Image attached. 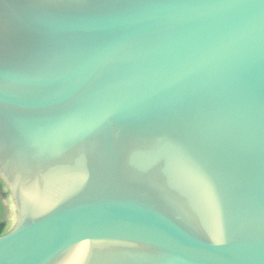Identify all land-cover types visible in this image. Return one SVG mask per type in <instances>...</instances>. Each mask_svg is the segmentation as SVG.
Instances as JSON below:
<instances>
[{
    "label": "water",
    "instance_id": "obj_1",
    "mask_svg": "<svg viewBox=\"0 0 264 264\" xmlns=\"http://www.w3.org/2000/svg\"><path fill=\"white\" fill-rule=\"evenodd\" d=\"M0 264H264V0H0Z\"/></svg>",
    "mask_w": 264,
    "mask_h": 264
},
{
    "label": "trees",
    "instance_id": "obj_2",
    "mask_svg": "<svg viewBox=\"0 0 264 264\" xmlns=\"http://www.w3.org/2000/svg\"><path fill=\"white\" fill-rule=\"evenodd\" d=\"M4 185L3 183L0 181V191L3 192L2 194L4 196H7L9 194V192H4L3 189H4ZM2 213H3V210H2V204H1V200H0V235H3L5 234L6 232H8V230L10 228H8V225L7 223L2 219Z\"/></svg>",
    "mask_w": 264,
    "mask_h": 264
},
{
    "label": "rangeland",
    "instance_id": "obj_3",
    "mask_svg": "<svg viewBox=\"0 0 264 264\" xmlns=\"http://www.w3.org/2000/svg\"><path fill=\"white\" fill-rule=\"evenodd\" d=\"M7 205L8 206L5 209L4 214H3V220L6 221L8 228H11L14 223L15 214H14V210H13L11 203L8 202Z\"/></svg>",
    "mask_w": 264,
    "mask_h": 264
},
{
    "label": "flooded vegetation",
    "instance_id": "obj_4",
    "mask_svg": "<svg viewBox=\"0 0 264 264\" xmlns=\"http://www.w3.org/2000/svg\"><path fill=\"white\" fill-rule=\"evenodd\" d=\"M3 191L5 192H8L7 191V189L4 187V189H3ZM3 192H1L0 191V200H1V204H2V210H3V213H2V219H3V214H4V211H5V209L7 208V203L9 202V203H11V205H12V199H11V197H10V194H8L7 196H4L3 194H2ZM5 221V220H4ZM6 222V221H5Z\"/></svg>",
    "mask_w": 264,
    "mask_h": 264
}]
</instances>
